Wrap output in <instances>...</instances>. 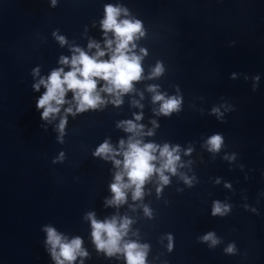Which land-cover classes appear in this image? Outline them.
<instances>
[{
  "label": "water",
  "instance_id": "obj_1",
  "mask_svg": "<svg viewBox=\"0 0 264 264\" xmlns=\"http://www.w3.org/2000/svg\"><path fill=\"white\" fill-rule=\"evenodd\" d=\"M106 0H58L49 8L47 0H7L0 11V264H50L40 244L43 223H52L59 230L84 237L92 253L86 264H109L97 257L87 239V221L82 213L94 210L98 217L114 211L134 218L132 229L141 241L151 245L147 259L163 252L158 237L172 232L174 248L164 253L169 264H264V200L256 206V215L240 207L241 189L248 203L254 204L257 192L264 188V0H120L141 18L147 29L138 41L148 49L142 64L147 73L156 58L165 65L159 78L141 80L135 87L144 92V118L152 115L148 83H158L161 90L173 91L178 84L183 94L182 109L169 117H157L160 126L153 137L181 145L195 141L203 163L193 165L199 182L177 193L175 177L159 199L151 185L144 202L153 209V218L132 211L127 203L119 209L102 207L111 178L110 163L94 159L93 147L104 135L112 140L123 135L113 127V120L137 111L124 103L101 112H86L70 118L63 145L56 143L54 133L39 127V115L33 107L29 69L36 63L46 72L54 66L60 48L49 33L59 28L69 38L83 45L80 37L84 24L98 17ZM89 34L99 39L96 28ZM235 41L231 46L228 41ZM231 71L261 74L257 89L250 90L251 81L228 78ZM135 97V93L131 94ZM232 102L234 111L225 114L223 122L209 115L208 108L220 97ZM202 110V111H201ZM219 131L229 150L236 151L243 172L228 162L214 160L199 149L201 134ZM63 148L65 161L51 164V157ZM251 168L249 172L248 169ZM247 172L248 179L244 178ZM219 175L230 180L235 190L229 193L221 185H212L209 177ZM229 196L232 211L225 217L208 215L212 198ZM167 199V205L164 200ZM128 203H135L128 201ZM214 229L226 242L234 240L240 255L222 253V244L208 249L195 240L196 235ZM111 264H117L115 260ZM122 264V262H121ZM158 264V261H157Z\"/></svg>",
  "mask_w": 264,
  "mask_h": 264
},
{
  "label": "clouds",
  "instance_id": "obj_2",
  "mask_svg": "<svg viewBox=\"0 0 264 264\" xmlns=\"http://www.w3.org/2000/svg\"><path fill=\"white\" fill-rule=\"evenodd\" d=\"M49 8H54L58 0H47ZM96 28L99 39L89 34V27ZM147 29L141 18L134 14L130 8L120 0H106L101 5L98 17L84 24L80 37L85 39L81 45L76 39L69 38L59 28H52L49 35L60 48H66L56 56L54 66L46 72L41 71V64H34L28 72L31 78L30 89L38 95L33 96V107L39 115L38 127L47 133L49 129L54 133L56 143L63 145L68 131L69 119H75L86 112H101L108 106L118 109L124 103L127 94L129 107L137 111L130 112L129 116L113 120V127L123 135L115 141L110 135H104L93 147L90 155L104 163H110L108 169L110 179L107 182V193L102 200V207L119 209L127 203L132 211L139 208L142 215L149 220L153 218L152 207L144 202V196L149 192L145 185H151L157 199L160 198L164 188L175 177L182 183L175 188L177 193L185 188H191L199 182L193 165L196 161L203 163L201 151L195 150V141H185L183 145L169 140L156 141L150 138L160 123L157 117H169L179 113L182 109L183 94L178 84H172L173 91L161 90L158 83H148L144 91L150 93L149 103L151 116L147 123L141 122L144 118V92L135 87L141 80L159 78L165 72L164 62L156 58L149 66L147 73L142 64L148 49L138 41L145 38ZM235 41H228L231 46ZM241 78L251 81L250 90L255 91L260 82L259 72L231 71L228 78L235 80ZM135 93V97L131 94ZM232 102L220 97L219 103L212 104L207 112L217 121L223 122L225 114L234 111ZM202 111V110H201ZM199 149L209 154L214 160L219 154L221 160L228 162L231 170L234 166L242 172L245 165L238 161V153L229 150L224 135L213 131L207 135L201 134ZM66 154L63 148L57 150L51 157V164L63 162ZM251 171V168L248 169ZM260 175L264 177V170ZM244 178L248 179L247 172ZM212 185H221L229 193L235 190L232 182L221 176L209 177ZM241 189L240 207L253 214L259 215L256 206L264 200V188L257 192L256 203H248L247 196ZM132 201L135 203H128ZM167 205L168 200L165 199ZM233 208L228 195L223 199L212 198L209 203L208 215L223 218ZM81 219L87 221V239L96 256H103L117 264H169L164 253L172 252L174 248V235L172 232H163L158 237L163 252L154 255L152 260L147 259L151 245L148 241L138 238V231L132 229L135 222L132 216L113 212L110 215L98 217L94 210L82 213ZM43 233L40 244L46 253L50 264H86L92 258V253L85 246L84 237L79 234H70L59 230L52 223H43L39 229ZM195 240L204 244L208 249L223 245L222 253L226 255H240L241 260L246 253L238 250L234 240H227L217 235L214 229H208L196 235Z\"/></svg>",
  "mask_w": 264,
  "mask_h": 264
}]
</instances>
